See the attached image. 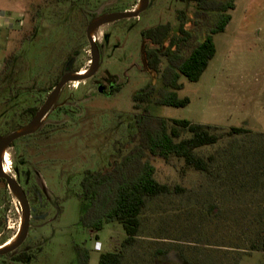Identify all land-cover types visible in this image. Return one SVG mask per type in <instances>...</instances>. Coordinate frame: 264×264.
Listing matches in <instances>:
<instances>
[{"label":"rangeland","instance_id":"1","mask_svg":"<svg viewBox=\"0 0 264 264\" xmlns=\"http://www.w3.org/2000/svg\"><path fill=\"white\" fill-rule=\"evenodd\" d=\"M137 3L0 0V68L6 56L16 54L0 76V135L29 119L22 116L25 108L44 101L71 56L72 70L88 68L85 29L96 11L121 12ZM183 8L179 0H149L138 17L100 26L94 38L103 45L101 67L87 80L65 84L61 92L62 97L70 95L74 105L71 114L57 117L62 129L56 139L63 145L53 151L52 114L43 130L6 149L9 174L22 186L23 175L17 176L15 168H28L26 180L37 187L38 202L50 203L49 209L37 208L45 217L35 221L41 226L30 233L39 239L34 264H83L82 252L87 253V264H99L101 253L121 248L125 232L119 223H107L97 231L82 225L87 203L78 197L80 181L85 170L104 169L130 149L128 140L136 129L132 123L139 113L132 108L131 96L148 83L155 86L149 103L155 116L222 128L245 125L252 132L205 150L216 153L209 175L182 169V161H153L159 181L177 183L185 191L149 200L138 240L125 250L122 264H264V251L251 249L264 237V138L257 135L264 134V0H234L225 30L213 35L216 51L200 79L179 78L183 88L177 96H187L189 104L162 106L155 100L166 63L160 62L159 73H150L143 52L155 45L141 33L159 24L176 30V16ZM20 14L22 26L17 24ZM34 25L36 33L30 36ZM104 72L119 86L109 98L94 85ZM34 170L45 179L50 201ZM20 221L18 201L0 180V244L16 235Z\"/></svg>","mask_w":264,"mask_h":264},{"label":"trees","instance_id":"2","mask_svg":"<svg viewBox=\"0 0 264 264\" xmlns=\"http://www.w3.org/2000/svg\"><path fill=\"white\" fill-rule=\"evenodd\" d=\"M188 1L194 3L195 14L201 19L200 23H193L201 29L200 39L196 34L184 30L182 24L177 32L170 31L167 24H159L141 33L155 45L145 51L149 71L159 73L160 62L165 60L166 63L160 72V96L155 100L156 104L162 106L185 107L189 104L187 96H177L176 92L183 88L179 78L184 76L190 82L200 79L216 51L213 35L225 30L231 19L230 11L234 9V0ZM35 33L34 25L30 36ZM24 37L29 38L26 35ZM166 41L168 44L164 45ZM15 58L14 52L4 58L0 76L13 65ZM154 92L155 86L148 83L131 96L132 108L139 113L132 123L136 129L128 140L130 149L124 154L120 151L121 155L111 159L104 169L85 170L80 181L78 197L87 203L80 218L82 225L97 231L107 223L117 222L125 232L121 248L101 253L99 264H122L125 250L138 240L141 215L149 200L185 191L177 183L161 182L156 178L155 159L166 164L173 160L182 161V169L209 175L216 153L206 154L204 151L226 139L252 132L245 125L222 128L193 123L187 119L155 116L149 105ZM35 109H25L22 116L30 117ZM257 135L264 138L262 133ZM251 249L264 251V237L252 243ZM87 257V253L82 252L83 264H87Z\"/></svg>","mask_w":264,"mask_h":264},{"label":"flooded vegetation","instance_id":"3","mask_svg":"<svg viewBox=\"0 0 264 264\" xmlns=\"http://www.w3.org/2000/svg\"><path fill=\"white\" fill-rule=\"evenodd\" d=\"M179 1L184 5V8L182 10H180L179 13H178L179 15L176 16L177 21H180V22L178 23V26L176 27V30H174V32H177L179 30V28L181 27L180 25L182 24V28L184 30L190 31V32L196 34V36L198 38H200L201 37V29H200L199 26H196V25L193 24V23L196 24V22L200 23V21H201L200 17L195 14L196 8H195L194 3L192 1H188V0H179ZM127 10H129V9H127ZM188 10L191 11V14L189 16L187 15V11ZM105 13H111V12L96 11L94 13V15H92L90 20L92 18H94L95 16H97V15H102V14H105ZM181 18H182V20H181ZM90 20H89V22H90ZM114 22H116V21H114ZM111 23H113V22H111ZM185 23L188 24V27L185 26ZM107 24H110V23H107ZM85 31H86V29H85ZM143 38H145V37H143ZM108 39H109V35L108 34L103 35L104 45L108 44V41H109ZM145 39L152 43V41L150 39H147V38H145ZM94 40L96 41L95 38H94ZM165 43L168 44L167 41ZM165 43H164V45H165ZM97 44H98V47H99V50H100V57H101L100 67H101L102 58H103V54H102L103 45L98 43V42H97ZM147 49L148 48H146L144 50V52H143V58H144V62H145L146 66H147V60H146L145 51ZM72 57H74V56H71L68 59V61L63 65L62 74L60 75V77L65 73V68H66V66L69 65L68 63L70 62ZM90 62H91V59L89 61V64H90ZM71 70H72V68H71ZM60 77H59V79H60ZM57 81L54 82L53 88H54L55 84L57 83ZM94 85L96 86L97 89H98L99 85H103L102 92H99V93L101 95L105 96V97H108V98L111 97L116 92L117 89H119L118 83L116 82L115 78H113V76H111L110 74H108L106 72H104V76L102 77L101 80H96L94 82ZM63 88L64 87H62V89L60 90V93H59L58 97L53 102V108L48 112L47 116L44 118L43 125L39 129V130H41V129L43 130V127H45L48 124L47 118L50 115L53 114V126H51V128H53L52 131H53V151L54 152L58 148H60V146L63 145L62 143L58 145L57 139H56L58 131L62 129V126H60V127L58 126V119H57L58 114H62V115L68 116L69 114L72 113L73 106H74L73 105V99L71 98L70 95H65L64 97L61 96V92L63 91ZM43 102L36 107V109L34 111V114L31 115L29 117V119L24 124H26L35 115V113L41 107ZM31 108H35V107H27L25 109H31ZM67 120L68 119H65V121H67ZM24 124H22V125H24ZM37 132L14 140L13 142L10 143L8 148L9 147H13L14 143L17 140H20V139H23V138H27V137H32ZM6 154L7 153L5 152L4 155H3V162H4ZM15 172H16L17 176H18V173L23 175L22 186H21V184L19 182L18 183L20 184V186L22 187V189L24 190V192L26 194V198H27V201H28L29 209H30V213H29L30 214V216H29V227H28V231H27L26 237L23 240V242L20 245H18L17 247H15L14 249H12L9 252H7L6 254L0 256V258H3L2 262L0 261V264H4L5 262H8V264H34V262L36 263V260H37V252L40 250V247L38 245L39 239L34 240L33 238H31L30 233L32 232V234H33L35 232V230L37 229V227L41 226L39 223H35V221L36 220H42L45 217V213H44L45 211H40V210L37 211V208L38 209H40V208L49 209L50 208V205H49L50 203H47V202L46 203H42V202L39 203L38 202L37 196L39 195V192L37 190V187L32 185V184H29V182L26 180L27 176L30 177L28 168L24 169V170L23 169L19 170V172H18L17 168H15ZM33 172L40 179V184L42 186L43 193L46 196V201H50L49 194L46 191L45 179L42 177V175L39 174L38 170H34ZM2 225H3V223L0 225V227ZM18 230H19V228H18ZM4 243H1L0 246L3 245Z\"/></svg>","mask_w":264,"mask_h":264},{"label":"water","instance_id":"4","mask_svg":"<svg viewBox=\"0 0 264 264\" xmlns=\"http://www.w3.org/2000/svg\"><path fill=\"white\" fill-rule=\"evenodd\" d=\"M149 4V0H138L136 7L129 10H124L121 12H111L102 15H97L90 20L86 26V39L89 44V52L91 62L84 73L80 71L71 70L72 62H74V57L71 58L70 62L65 68V73L60 77V79L55 84L54 88L48 93L46 99L44 100L41 107L37 110L35 115L24 125L10 132L0 135V179L4 180L9 192L16 198L19 203L21 210V221L19 230L16 233L10 244L5 246H0V256L6 254L10 250L14 249L20 245L26 237L28 227H29V216L30 209L26 194L18 181L11 175L4 171L3 169V155L6 149L14 140L33 134L37 132L43 125L44 118L47 116L48 112L53 108V102L58 97L62 87L69 82H80L91 78L99 69L101 64L100 50L97 42L94 40L95 31L102 25L118 21L121 19H129L138 17V15L143 12ZM103 85L98 86V91L102 92Z\"/></svg>","mask_w":264,"mask_h":264},{"label":"bare ground","instance_id":"5","mask_svg":"<svg viewBox=\"0 0 264 264\" xmlns=\"http://www.w3.org/2000/svg\"><path fill=\"white\" fill-rule=\"evenodd\" d=\"M84 72H85V69L80 70V73H84ZM8 159H9V158H8ZM8 159H7V154H6V155H5L4 162H3V169H4V171H5L6 173L9 174V172H10V168H9V166H8V165H9ZM17 230H18V229H17ZM13 238H14V237H13ZM13 238H12L9 242H7V243L1 245V247H2V246H5V245H7V244H10V243L12 242Z\"/></svg>","mask_w":264,"mask_h":264},{"label":"built area","instance_id":"6","mask_svg":"<svg viewBox=\"0 0 264 264\" xmlns=\"http://www.w3.org/2000/svg\"><path fill=\"white\" fill-rule=\"evenodd\" d=\"M23 18H24V14H22V15L20 14L19 20H17L18 26H22L23 25ZM4 21H5V22H3L4 25H6V26L9 25L8 21L6 19ZM96 248L99 249L98 246Z\"/></svg>","mask_w":264,"mask_h":264}]
</instances>
